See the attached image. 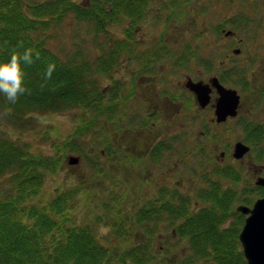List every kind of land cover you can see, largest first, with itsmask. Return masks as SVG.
<instances>
[{"label":"rangeland","instance_id":"rangeland-1","mask_svg":"<svg viewBox=\"0 0 264 264\" xmlns=\"http://www.w3.org/2000/svg\"><path fill=\"white\" fill-rule=\"evenodd\" d=\"M51 1L57 4L62 0H17L18 3L22 2V5L27 4L28 8L36 3L45 4ZM72 1L76 6L74 12L67 13L62 7L55 5L54 9L51 8L48 13L46 10L42 16H39L45 20L38 30V37L57 55L59 61L71 63L72 69L83 75L88 90L93 88L95 86L93 82L98 80L104 91V103L112 100L111 98L107 100V92H110L111 96V90L117 79L120 82L122 95L125 96L130 86L128 83L131 69L133 66L138 69L139 65L132 63L130 59L127 60L128 52L120 53L119 49L121 57H117L116 62L107 69L104 65L106 62H111V54L115 46L107 43V35L113 34L118 38H123L131 28L129 24H132V20L123 13V6L112 4L114 0ZM142 2L143 0H137L135 4ZM110 4L111 9H109ZM161 5L160 0H149L146 3V9L153 6L155 10L148 12L142 20L137 22L139 26L136 38H141L142 43L146 44L157 41L160 36L164 35V40L178 49L181 41H194L193 35L196 29L202 32L205 30L203 38L198 39L196 49L200 52L204 51L202 56L206 57L208 55L207 44L204 40H207V35L211 34L212 16L206 14L200 17L196 29H194L195 25L191 26L194 17H190V20L187 18L189 27L185 25L180 31H178L179 27H175L176 30L173 32L174 21L166 24L163 20L168 13H161L162 10H159L163 19L157 17L158 7ZM80 8L88 12L98 10L101 12V9L110 10L115 19H108L105 30H101L95 17H82L76 12ZM118 10L120 13L115 16ZM28 11L33 18H36L32 11ZM202 20L205 21V25L201 23ZM166 25L170 27L167 28ZM207 25L210 27L208 28ZM251 33H257V29ZM192 41L188 42L190 46L194 44ZM216 53L220 54L219 48H216ZM178 55L175 51L173 60H176ZM82 66L86 67L85 71L79 69ZM232 74L233 80L239 79L237 72L233 71ZM142 93L145 94L143 91ZM133 99L137 101L136 106L129 103L130 97L125 103L126 107L132 111H138L135 113L144 110V104H142L144 98L136 96ZM6 102L3 94H0V143H3L6 138H12L14 139L12 142H15L24 153L40 158L38 168L43 174L41 175L43 186L39 194L40 198H36L35 201L39 199L48 203L63 196V199H67L73 207L74 220L77 223L83 221L86 224L92 223L102 243L120 242L125 238L132 243L138 240L141 250L145 253H153L151 254L152 260L150 258L147 260L148 264H176L181 257L185 258L190 254L189 251L193 253V250H190V240L187 236L182 237L177 234L181 219L173 220L168 213L164 214L162 207L165 204L178 207L180 198L187 195L191 202L186 208L191 213L203 212L205 208L211 207L214 203L213 199L203 196V193L216 187L217 191L242 190L239 193L246 196L248 200L255 198L256 190L253 184L256 178L254 169L258 162L257 145L256 141L247 138L244 126L237 121L223 127L212 128L211 124L203 123L205 115H208L205 111L199 116V124L184 129L185 140L169 137L165 155L161 159H154L150 155L155 147L153 137L157 131L153 129L150 133L145 124L131 113H123L124 116H120L122 125L126 128L113 133L110 121H105L104 116L108 114V109H105L106 106L104 110L102 109L104 104L99 107V110H103L102 112H99L96 107H68L63 111L55 112L51 109H35L25 117H19L16 120L8 116ZM118 102L120 103L118 107L124 103L119 100ZM100 121L101 123L98 124ZM177 130L178 128L173 125L168 129V133H176ZM79 133L83 134L77 136ZM163 136L164 133L161 134L162 141L165 138ZM67 140L68 145L70 142H74L75 145L59 148V144L64 143L65 145ZM237 140H245L252 148L242 160L232 156ZM114 146L122 150L119 156L114 155L111 158L108 155L101 156L102 151L105 152ZM221 152H225L223 158ZM70 155L80 156L81 162L78 165H69ZM16 165L18 163H14L12 169L10 168L0 176V190L16 192L8 176L12 170L17 168ZM234 171L238 174L239 181L237 182L230 175ZM164 179L167 182L165 185L161 183ZM133 185L136 189L129 187ZM160 186H163L166 192L159 193ZM244 186H249L246 189L248 193L243 192L245 191ZM251 188H253L252 191ZM160 195H163L162 202L164 203L154 204L153 201ZM240 196L242 198V195ZM242 199H237L236 202L230 201L229 215L233 214L237 203L244 202ZM116 202L121 206L120 211H117L123 212L121 219L118 218L116 211L110 218H105L104 216L109 215L110 209L114 208L113 203ZM99 204L109 207L108 209L105 206L99 207ZM141 207L146 210L154 207L158 210L153 214L147 213L146 219L139 221L135 218V213ZM234 217V215L228 217L223 227H233L236 222ZM214 224L219 231L222 230L221 222L215 221ZM202 234L206 233L202 231ZM160 235H163L162 238H159ZM203 260L205 258L202 260L199 258L196 262L203 264Z\"/></svg>","mask_w":264,"mask_h":264},{"label":"trees","instance_id":"trees-1","mask_svg":"<svg viewBox=\"0 0 264 264\" xmlns=\"http://www.w3.org/2000/svg\"><path fill=\"white\" fill-rule=\"evenodd\" d=\"M55 5L62 7L67 13L76 10L72 0H62L57 4L52 1L45 4L36 3L29 8L27 4L22 5V2L18 3L17 0H0V60L10 58L13 52H22L29 47L33 49L32 61L24 64L29 90L15 104L8 101L5 104L11 119L25 117L35 109H51L55 112L63 111L68 107H97V101L102 100L103 95L98 80L94 81L95 86L88 90L83 75L76 73L71 63L59 61L57 55L38 37V30L45 20L39 16H42L46 10L47 13L51 11ZM28 10L32 11L36 18H33ZM83 10L84 8H80L76 12L82 17H95L101 30H105L108 19H115L112 11L106 9H101V12L100 10L96 12ZM118 13L116 11L115 16ZM107 39V43L113 45L124 42V45H121L123 47L127 46V41L135 40L130 32H127L123 40L116 38L113 34H108ZM37 52L39 56L36 55ZM117 54L115 50L112 51L111 63L116 62L119 57ZM49 65L53 66L51 77L46 76ZM79 69L85 71L86 67L82 66ZM81 134L83 133L77 136ZM13 140L6 138L3 143H0V176L10 168L12 169L14 163H18L15 166L17 168L8 175L16 192L0 190V264H148L147 260L151 259L153 253H145L141 250L138 240L132 243L125 238L120 242L102 243L92 223L86 224L84 221L77 223L74 220L73 207L67 199H63V196L48 203L39 199L35 201L36 198H40L39 194L43 186L41 177L43 174L38 168L41 160L36 155L24 153L15 142H12ZM68 143L67 140L65 145L59 144V148L75 145L74 142H70L69 145ZM5 162H7L6 166ZM231 176L234 177L232 174ZM239 192L233 189L217 191V187L206 191L203 195L215 202L213 210L205 215L188 214L186 216L188 222L182 226V231L184 229L189 231L192 223H198L199 226L202 223H208L206 233L212 240L206 238L201 242L197 234L194 235L192 232L190 235L192 247L201 251L206 249H201L198 242L207 246L213 243V246H210L216 252L213 257L223 264H235L239 259L244 260V258L241 255L238 259L236 254L228 250L231 248L234 251L231 246L233 240L217 232L211 217H213L212 213L219 215V212L223 214L222 210L227 212V203L230 201L242 198L248 201V198ZM181 199L187 201L190 197ZM116 203H113L114 208L110 209L109 215L104 216L105 218H110L116 211L118 218L121 219L123 212L117 211L121 206L118 202ZM102 206L109 207L99 204V207ZM183 210L185 212L186 208ZM149 211L141 207L136 213H132H135L136 219L142 221L146 219ZM175 211L173 209V212ZM185 264L192 263L185 260Z\"/></svg>","mask_w":264,"mask_h":264},{"label":"flooded vegetation","instance_id":"flooded-vegetation-1","mask_svg":"<svg viewBox=\"0 0 264 264\" xmlns=\"http://www.w3.org/2000/svg\"><path fill=\"white\" fill-rule=\"evenodd\" d=\"M148 1L143 0V5L136 6H134L135 1L123 3L118 0L116 3L130 9L134 13L133 22H136L138 18L140 19V17L146 16L148 12L155 10L153 6L146 9L145 6ZM160 1L163 9L161 6L158 7L157 16L162 18L159 10H162L161 13H168L166 18L162 19L165 20L166 24L174 21L173 32L176 30L175 27H179L178 31L185 25L189 27L187 22L190 17H194L191 26L195 25L194 29H196L200 17L206 14L212 16V30L208 26L209 24L207 25L208 28L210 27L211 34L207 35V40H204L207 44L208 55L203 57L204 51L200 52L196 49L198 39L203 38L205 30L203 32L197 31V29L194 31V44L190 48L187 41L179 43L177 47L179 55L176 60L170 56H163L166 51L168 52L166 49L171 46L169 42L164 40V35L160 36L159 40L146 44H143L139 37H137L138 40L129 42L133 49L130 60L139 65L138 69L135 66L131 69L128 83L130 85L128 93L131 97L129 103L135 107L137 101L133 98L136 96L144 98V103H142L144 110H141L139 114L135 113L138 111L129 109V113L142 121L150 133L156 129L157 132L154 133L153 137L155 138V147L150 155L154 159H161L165 155L169 137L185 140L183 137L184 129L199 124V116L205 111L208 115H205L203 123L211 124L210 127L212 128L223 127L234 121L242 124L247 138L256 141L258 152V162L254 169L256 178L253 184L256 195L254 200L246 201V205L253 207L256 199L264 198V184L258 183V180H264V0ZM217 21L218 24H216ZM201 23L205 25L204 20ZM129 26L132 37L136 39L139 25L129 24ZM166 27L169 28L170 25H166ZM255 29H257V33H251ZM185 45H187L186 48ZM188 48L195 50H186ZM216 48L220 49L219 55L216 53ZM153 49H158V51ZM233 71L239 72V79L236 81L232 79ZM190 81L199 83V89L206 91V94L201 91L207 101L205 105L202 104L204 99L199 97V92L191 88ZM219 87L234 88L240 96L236 113H230L223 119H220V116L223 115L218 114V104L221 91H223ZM165 104H167V108H165ZM173 125L178 128L177 132L168 133V129ZM162 133H164V141H162ZM241 141L246 143L245 140ZM251 150L250 146V151L246 155ZM115 156H119V154L117 153ZM221 156L223 158L225 152H221ZM243 158L235 159L242 160ZM161 183L165 185L167 182L164 179V182ZM129 187L136 189L134 185ZM248 187H243L244 193H248L246 190ZM252 189L250 190L252 191ZM159 192H165L163 186H160ZM153 203L161 205L164 202L155 200ZM166 205L162 207L164 214L167 213ZM227 214V218L232 215L235 216L234 226L238 225L242 230L248 213L238 211L236 208L233 214L229 215V212ZM162 236L160 235L159 238ZM246 262L243 259L239 260V264H246Z\"/></svg>","mask_w":264,"mask_h":264},{"label":"water","instance_id":"water-1","mask_svg":"<svg viewBox=\"0 0 264 264\" xmlns=\"http://www.w3.org/2000/svg\"><path fill=\"white\" fill-rule=\"evenodd\" d=\"M190 82L191 88L199 92V97L204 99L202 104L205 105L207 101L202 92L206 94V91L199 89V83H194L193 81ZM219 88L223 89V91H221V98L218 104V114H222L223 116H220V119H223L230 113H236V108L239 103V95L234 89H225L224 87ZM248 151L249 146L239 141L235 145L234 155L240 158ZM69 162L71 164H77L79 162V157L71 156ZM258 183L264 184V180H258ZM238 210H241L244 213H249L240 233V240L243 244L248 263L264 264V198L258 199L252 208L240 204Z\"/></svg>","mask_w":264,"mask_h":264},{"label":"clouds","instance_id":"clouds-1","mask_svg":"<svg viewBox=\"0 0 264 264\" xmlns=\"http://www.w3.org/2000/svg\"><path fill=\"white\" fill-rule=\"evenodd\" d=\"M33 49L25 48L22 52H13L10 58L0 60V94L11 104L25 94L29 89L26 84L25 62L33 59ZM39 56V53H36ZM53 66L49 65L46 76L51 77Z\"/></svg>","mask_w":264,"mask_h":264}]
</instances>
